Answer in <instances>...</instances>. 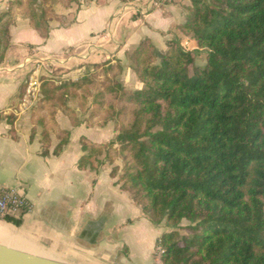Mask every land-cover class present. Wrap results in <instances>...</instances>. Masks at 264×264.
Here are the masks:
<instances>
[{
	"label": "trees",
	"instance_id": "16d2710c",
	"mask_svg": "<svg viewBox=\"0 0 264 264\" xmlns=\"http://www.w3.org/2000/svg\"><path fill=\"white\" fill-rule=\"evenodd\" d=\"M53 1L77 2L8 0L0 11V63L15 10L46 38L56 14L43 4ZM185 8L186 21L175 27L190 47L174 36L159 51L143 37L130 51L139 88L120 81L121 60L90 63L75 80H43L32 117L42 125L44 153L55 130V154L69 139L54 120L58 109L73 126L114 123L109 142L83 139L79 166L112 165L110 175L148 219L172 227L154 242L161 264H264V0H190ZM69 97L88 111L84 120ZM21 218L0 220L19 226ZM104 224L100 218L85 228L96 235Z\"/></svg>",
	"mask_w": 264,
	"mask_h": 264
},
{
	"label": "crops",
	"instance_id": "0c3cea01",
	"mask_svg": "<svg viewBox=\"0 0 264 264\" xmlns=\"http://www.w3.org/2000/svg\"><path fill=\"white\" fill-rule=\"evenodd\" d=\"M189 4L190 0H77L65 8L54 2L57 16L48 21L46 38L15 10L0 63V186H16L31 209L21 214L19 226L0 220L9 240L73 264H153L154 242L160 234L154 233L143 247L140 238L135 239V220L146 230L149 219L117 176L110 175L112 165L104 162L98 171L79 166L83 139L109 142L116 134L114 123L98 126L83 121L73 126L58 109L54 120L57 127L69 130V139L53 153L58 138L51 129V144L44 153L42 125L34 122V110L21 108L20 99L27 72L37 59L52 55L59 57L54 67L62 81L82 76L87 64L119 59L124 66L119 77L127 73L136 84L133 88H139L141 83L129 67L130 51L143 37L159 51L166 49L171 35L185 38L175 26L186 21ZM6 7L7 0H0V11ZM26 58L30 62L23 67ZM67 104L80 119L88 115L76 98L69 97ZM100 218L105 224L98 234L87 232L86 223Z\"/></svg>",
	"mask_w": 264,
	"mask_h": 264
},
{
	"label": "rangeland",
	"instance_id": "374dc122",
	"mask_svg": "<svg viewBox=\"0 0 264 264\" xmlns=\"http://www.w3.org/2000/svg\"><path fill=\"white\" fill-rule=\"evenodd\" d=\"M7 2H8V0H7ZM54 2H57V1H53L51 3H46V4H48V5H50L52 7V4ZM177 2H178V0H177ZM46 4L45 3L43 4V6L45 8L48 7V5L46 6ZM135 10L136 9H134V11ZM55 14H56V12H55ZM56 16H57V14H56ZM13 21H14V18H13ZM169 38H174V35L173 36L171 35ZM177 38L180 39V42H181V45L182 46L190 47V44L188 42V38L185 37V38L182 39V37H179V36ZM192 44H193V42L191 41V45ZM29 62H30L29 59L26 58L21 63V66L24 67V65L26 63H29ZM58 62H60V60H59V57L56 56V55H52V56H49V57H43V59H37L35 61V63H34V64H36L35 67L32 68L31 70H29L27 72V74H26V76L24 78V84H25V88L24 89H26V87H27V84H28L30 75H33L34 78H36L38 80V82H39L38 90H37V92L35 91L36 92V94H35L36 96L35 97L32 96L33 93H30V95H27L26 96L27 97L26 99L29 100V104H30L29 107H30L31 110H35V106L37 104V101L41 97V94H40V85H41V82L43 80H45V79H53V81L54 80L55 81H59V80L62 81L63 80L60 77L61 75H59V73H58L59 72V69L57 67H54L55 66V63H58ZM196 62L198 64H201V65L204 63V53L203 52L200 53V54H198V56L196 58ZM119 79H121L122 83L125 84L129 88H133V87L136 86V84L134 83V81L132 79H130V77L127 75V73L125 75L120 76ZM55 83H58V82H55ZM24 93H25V90L22 93V96H21V99H20V105H21V102H23V96L25 95ZM29 107H28V109H29ZM117 160H118V162H120V165H121V160L120 159H117ZM144 215L148 218V216L146 214H144ZM135 221L136 222H135V227H134V234L137 235L135 237V239L140 238L139 241L140 242L142 241V243H140V244H142V247L144 246V244L146 243L147 240H151V238L153 237L152 235L154 233L157 232L158 234H161L163 231H169V230L172 229V227L167 226L164 222H161L160 224H154L150 220L149 221L147 220V221H145V223L147 224L148 227L146 228V230H141L140 227L137 226L139 224L138 221L137 220H135ZM187 223H189V221L182 220L181 223H180V225L183 226V225H186ZM179 232L183 233L185 231L180 228L179 229ZM157 253H158V251H156L155 253L153 252V254H154V260H156L155 256H156ZM153 264H156V261H153Z\"/></svg>",
	"mask_w": 264,
	"mask_h": 264
},
{
	"label": "built area",
	"instance_id": "2783aa9c",
	"mask_svg": "<svg viewBox=\"0 0 264 264\" xmlns=\"http://www.w3.org/2000/svg\"><path fill=\"white\" fill-rule=\"evenodd\" d=\"M38 87V80L34 78L33 75H30L25 89V95L23 96V102H21L22 109H27L29 107V100L26 99V96L33 93L32 96L35 97ZM30 209L31 204L19 193L16 186H0V219L7 214L18 216ZM155 258L156 264H161L159 252L156 254Z\"/></svg>",
	"mask_w": 264,
	"mask_h": 264
},
{
	"label": "water",
	"instance_id": "95a60500",
	"mask_svg": "<svg viewBox=\"0 0 264 264\" xmlns=\"http://www.w3.org/2000/svg\"><path fill=\"white\" fill-rule=\"evenodd\" d=\"M0 264H73L0 237Z\"/></svg>",
	"mask_w": 264,
	"mask_h": 264
},
{
	"label": "bare ground",
	"instance_id": "6f19581e",
	"mask_svg": "<svg viewBox=\"0 0 264 264\" xmlns=\"http://www.w3.org/2000/svg\"><path fill=\"white\" fill-rule=\"evenodd\" d=\"M7 234H8V232L6 231L5 227L2 226V225H0V237L9 240ZM9 241H11V240H9ZM11 242L16 243L17 241H16V242L11 241ZM17 244H19V243H17ZM21 245L23 246V244H21ZM25 246H26V245H25ZM28 247H29V246H28ZM30 249H31V248H30ZM32 249H33V248H32ZM34 250H35V249H34Z\"/></svg>",
	"mask_w": 264,
	"mask_h": 264
}]
</instances>
